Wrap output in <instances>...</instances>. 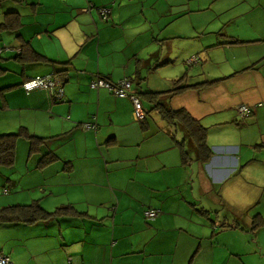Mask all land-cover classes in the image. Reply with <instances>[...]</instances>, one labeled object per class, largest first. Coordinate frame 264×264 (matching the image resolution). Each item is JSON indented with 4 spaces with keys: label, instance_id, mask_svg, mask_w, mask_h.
<instances>
[{
    "label": "crops",
    "instance_id": "1",
    "mask_svg": "<svg viewBox=\"0 0 264 264\" xmlns=\"http://www.w3.org/2000/svg\"><path fill=\"white\" fill-rule=\"evenodd\" d=\"M0 48V135L44 139L32 147L21 136L14 165L0 164V209H73L1 224L0 255L11 264H264V0H0ZM50 76L62 99L22 87ZM100 79L130 82L128 97L92 89ZM147 93L207 130L209 162Z\"/></svg>",
    "mask_w": 264,
    "mask_h": 264
},
{
    "label": "trees",
    "instance_id": "2",
    "mask_svg": "<svg viewBox=\"0 0 264 264\" xmlns=\"http://www.w3.org/2000/svg\"><path fill=\"white\" fill-rule=\"evenodd\" d=\"M0 53H2V51ZM54 74L56 75L57 72L54 71ZM22 87L24 88V84L22 85ZM186 90L187 88L175 89L172 92L171 96H173V94H178ZM148 96L150 97V101L153 102L157 107H161V109H164L165 105L160 102L161 94L149 93ZM163 115L171 122H182L188 135L187 140L190 142V145H193L194 151H198L197 159L202 161V163L204 164L209 162L212 158L213 152L211 148L208 147L206 142L207 130L203 128L198 122L193 120L186 110L173 111L165 107ZM21 136H25L26 138L32 140V147H34L35 144L38 143V141H44V139L29 135L26 130H21L20 133L16 134L0 135V164L8 165L10 167L14 165L17 152V140ZM184 155L187 156V153H185ZM184 159L186 158L184 157ZM68 210L73 209L71 207H65L58 210L56 213H48L38 202H34L31 205L26 206H9L0 209V225L4 223L33 224L46 222L55 219L58 215Z\"/></svg>",
    "mask_w": 264,
    "mask_h": 264
},
{
    "label": "built area",
    "instance_id": "3",
    "mask_svg": "<svg viewBox=\"0 0 264 264\" xmlns=\"http://www.w3.org/2000/svg\"><path fill=\"white\" fill-rule=\"evenodd\" d=\"M110 13L109 9H102L101 14L107 18L108 14ZM2 49L0 48V52ZM92 89H102L106 88L112 93H114L116 96L120 98H126L128 97V90L131 88V83L128 81H122L121 83H118L117 85L110 84L106 82L105 80H98L96 82H93L91 85ZM24 89L27 92H32L39 89H45L48 91H51L55 94L57 99L63 98V86L61 85L60 80H58L55 77H40L35 78L32 80H29L24 83ZM131 99L134 101L135 110H136V117L138 120H143L145 118V114L142 110L141 102L136 97H131ZM251 107L249 106H240L239 112L246 116L251 113ZM85 129H93L96 128L94 124H84ZM146 217L148 218H154L159 215V211L157 210H148L145 212ZM0 264H11L10 258L4 255H0Z\"/></svg>",
    "mask_w": 264,
    "mask_h": 264
},
{
    "label": "rangeland",
    "instance_id": "4",
    "mask_svg": "<svg viewBox=\"0 0 264 264\" xmlns=\"http://www.w3.org/2000/svg\"><path fill=\"white\" fill-rule=\"evenodd\" d=\"M8 134H10V133H8ZM30 146H31V144H30V142H27V143H24L23 144V146L21 145L20 147H19V154H20V156L23 154V156H27L28 155V153H29V149H30ZM16 167V166H15ZM6 170V169H5ZM15 170L17 171V172H20L22 169H19L18 168V170H17V167L15 168ZM9 171H11V170H9ZM1 172V171H0ZM12 173V172H11ZM14 175V174H13ZM7 190H9V188L7 189ZM4 193H5V190L3 191ZM5 207V206H4ZM0 236L2 237V238H5V240L7 239V234L3 231V230H0ZM2 238H0V245H1V239Z\"/></svg>",
    "mask_w": 264,
    "mask_h": 264
}]
</instances>
